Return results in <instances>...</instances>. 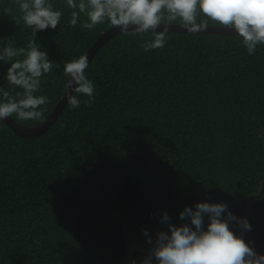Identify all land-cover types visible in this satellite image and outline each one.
Wrapping results in <instances>:
<instances>
[{"label": "trees", "instance_id": "obj_1", "mask_svg": "<svg viewBox=\"0 0 264 264\" xmlns=\"http://www.w3.org/2000/svg\"><path fill=\"white\" fill-rule=\"evenodd\" d=\"M49 2L62 16L56 29L36 34L54 62L36 94L50 101L41 106L44 119L67 87L64 65L114 27L84 29L81 14L73 28L66 0ZM18 16L15 0H0V49L27 47L32 29L17 26ZM153 38H111L85 73L92 106L74 91L79 108L67 104L45 134L24 138L0 120V264H120L126 228L130 243L150 249L148 239L170 234L169 223L195 230L179 218L186 207L223 203L235 217L247 213L264 179V45L250 56L238 35L168 32L164 48L145 52L141 45ZM10 66L0 61V89L9 88ZM12 116L27 127L42 122ZM252 207L250 231L229 229L264 255V190ZM209 223L204 214V231ZM147 255L137 251L131 261Z\"/></svg>", "mask_w": 264, "mask_h": 264}, {"label": "clouds", "instance_id": "obj_2", "mask_svg": "<svg viewBox=\"0 0 264 264\" xmlns=\"http://www.w3.org/2000/svg\"><path fill=\"white\" fill-rule=\"evenodd\" d=\"M15 4L19 10L16 25L23 22L32 32L26 48L13 47L9 42L0 49V61L11 63L6 75L9 88L0 89L4 98V102H0V120L15 114L22 121H43L47 108L41 106L50 101L47 96L36 94L41 91L42 76L52 71L54 62L40 50L36 34L56 29L62 12L54 10L49 0H15ZM66 5L73 10L69 21L73 28L83 14L89 22H83L81 27L87 30H94L98 24L107 21L125 35L129 32L133 36L153 33L154 38L141 45L145 52L164 48L168 26L176 21L189 34L206 30L209 21L234 29L250 56L258 45H264V0H66ZM11 11L10 7L3 9L5 15ZM198 17H202L200 22H197ZM160 25L164 26L163 31L157 32ZM55 66L58 68L60 65ZM87 67V57L81 56L67 62L63 71L69 77L67 86H74L75 93L86 96L83 103L85 107H91L95 88L85 75ZM67 100L73 109L81 104L75 95L69 94ZM222 213H227V220L222 219ZM204 214L210 221L207 231L203 230ZM179 218L190 219L195 230L187 224L176 227L169 223L170 234L161 231L154 242L148 239L151 247L142 264H153V260L155 264H264V255H258L230 231V221L235 220L248 231L251 225L229 212L226 204L198 203L194 211L186 207ZM169 220L165 213L163 222L168 223ZM144 234L148 235L146 231ZM130 264H136L135 260Z\"/></svg>", "mask_w": 264, "mask_h": 264}, {"label": "water", "instance_id": "obj_3", "mask_svg": "<svg viewBox=\"0 0 264 264\" xmlns=\"http://www.w3.org/2000/svg\"><path fill=\"white\" fill-rule=\"evenodd\" d=\"M134 27V26H133ZM163 25L158 26L157 31H163ZM169 31L168 32H187L185 29L182 28V26L178 23H173L168 26ZM132 29L130 28L129 31ZM121 33L119 28L116 27H111L110 29L106 30L105 32L102 33V35L91 45V47L88 49L85 57L88 59V67L92 63L95 55L97 52L102 48L111 38H113L115 35ZM201 33H217V34H222V35H238L234 29H226L223 28L222 26L219 25H208V28ZM87 67V69H88ZM85 70V73L87 71ZM74 88V86H73ZM73 88L66 87L65 92L60 99V101L57 103L56 107L54 110L50 113L49 116H47L42 122L35 126L27 127L19 123L13 116L3 120L7 125L11 127V129L19 136L24 137V138H35L39 137L43 134H45L51 126L58 120L60 114L63 112V110L66 108L68 104L67 97L69 94L73 95L74 90ZM262 137H263V142H264V129H262ZM264 144V143H263ZM264 190V179L261 181L259 189L257 192L252 193L248 196L247 198V205H248V211L247 213L242 217V219L247 220L252 211V199L253 197L259 196ZM135 219V218H134ZM134 219H132L130 222H132ZM233 223H237L235 220L229 222V226ZM127 232V242H128V249H127V255L126 258L124 259L123 262L120 264H129L132 260V257L135 252L141 251L144 253L149 252V248H146L141 245L137 244H132L130 243L129 235H128V230L126 228Z\"/></svg>", "mask_w": 264, "mask_h": 264}]
</instances>
